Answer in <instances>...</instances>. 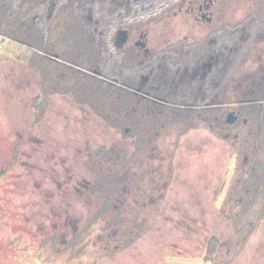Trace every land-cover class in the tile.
I'll return each instance as SVG.
<instances>
[{
  "label": "rangeland",
  "instance_id": "1",
  "mask_svg": "<svg viewBox=\"0 0 264 264\" xmlns=\"http://www.w3.org/2000/svg\"><path fill=\"white\" fill-rule=\"evenodd\" d=\"M165 1L142 12L134 4L135 10L122 20L152 22L154 28L172 21L155 31L169 51L158 50L148 66L131 62L125 67L127 56L116 55L113 44L118 15L110 18L114 25L99 32L104 0H0V264H264V84L230 97V79L220 83L216 109L209 102L181 110L175 102L183 71L177 66L178 48L184 47L185 37L190 43L180 34L179 17L165 13L175 8ZM86 4L92 8L85 11ZM113 12L114 4L107 13ZM248 15L251 30L258 28L264 5ZM18 19L22 28L14 25ZM260 27L264 33V23ZM10 29L19 32L11 36ZM28 33L25 43L21 39ZM192 41L198 44L191 47L209 53L204 40ZM237 45L229 51L233 75L243 53V43ZM159 63L167 70H152ZM35 66L46 86L41 130L36 100L24 101L15 79L20 70ZM99 70L108 75L104 80ZM240 79L241 88L247 87ZM204 81L200 73L198 86ZM32 91L38 93L34 86ZM53 97L55 112L50 110ZM154 100L166 107L150 106ZM233 111L238 119L229 123ZM69 116L74 120L64 119ZM52 117L61 121L53 125ZM111 139L126 151L122 163L114 162L117 169L109 161ZM82 146L96 150L102 163L95 167L105 174L82 173L73 165ZM56 182L70 186H62L52 198ZM54 201L53 213H71L74 225L81 224L78 235L68 225V242L61 244L59 234L61 250L50 252L39 247L36 229L39 217H51L46 210ZM58 219L64 232L67 227Z\"/></svg>",
  "mask_w": 264,
  "mask_h": 264
},
{
  "label": "flooded vegetation",
  "instance_id": "2",
  "mask_svg": "<svg viewBox=\"0 0 264 264\" xmlns=\"http://www.w3.org/2000/svg\"><path fill=\"white\" fill-rule=\"evenodd\" d=\"M108 1L109 0H104V2L102 3L105 6V11L101 16L102 23H100L101 24L100 28L102 29L99 32L100 34H103L104 33L103 31L109 28L108 26L114 25V23L110 24V18L112 16L118 15L117 16L118 17L117 19H119L118 23L113 30L114 32H112L113 44L115 46L116 55H118L119 53L120 56H127L128 59L124 64L125 67H127L128 64H130L131 62L133 66H139V65L148 66L146 62L152 61V59L154 58V54H157L158 50L160 51L162 48H164L166 51H169V49H167V47L165 46L166 44L163 41L161 40L158 41L157 38L158 32L155 31L157 29H163V30L166 29V26H170L172 21H165L162 24H159L157 26L158 28H154L152 27L153 24L152 22L150 23L147 21L136 22L135 20H133L135 21L133 22L131 20L129 21L127 19V16L124 17L125 20H122L123 14L130 16L129 14H131L135 10L134 4L135 5L137 4L136 6H139L138 4H140V8H141L140 12H142V11H146L148 7L150 6L152 7V5L156 4L161 0H111L110 4L111 5L114 4V12L112 13L114 15L107 13L108 8L111 6V5H109V7L106 6ZM165 3L169 7L175 6V8H173V11H170V13L166 11L165 13L171 14L172 17H177V18L179 17L178 26H180L179 27L180 34L183 37L187 36L190 43L189 46L188 40L185 37L183 38L185 41L183 45L185 49L188 48V50H185L184 47L182 46L178 48V51L181 54L177 66L179 67V69L182 68L183 71H181L182 77L179 78L178 80L179 83L176 85V91H175V93L179 92L181 96L180 98H177L175 102L176 105L178 104L180 106L181 110H186L188 108L190 109L193 106L202 108L204 104L209 102L211 103L210 105L211 109L213 108L216 109L218 106L217 103L218 101L217 98L215 97L217 96L220 90V83L223 86V84L226 83L227 81L229 82L230 79L231 82H229V85L226 87V90L229 93L230 97H232L234 93L239 91L240 92L243 91V93H246L248 91L251 93L253 91H257L259 88H256L255 84L258 82L260 85V89L262 88V85L264 84L263 82L264 33H261L260 32L261 29L259 28H261L260 25L264 23V21L260 23L262 19L264 20V17L258 19V23H260L258 25V28L256 27L255 29L251 30L250 19H249L250 17L248 15V12L250 13L251 9H260V8L262 9L264 5V0H166ZM161 7L165 8V4L162 3ZM90 8L92 7L89 4H86L84 10L86 11ZM153 12H158V11L153 9ZM165 20L167 19L165 18ZM228 29L230 31H234V33L231 36L226 31ZM234 29H237V31L235 32ZM122 30L128 31V38L127 41L124 43V45L121 48H119L116 45L115 37L118 31L121 32ZM240 30H242V32ZM223 33L226 35H222ZM161 34L162 32L160 33V35ZM203 34L205 35L203 36ZM229 36L230 37L233 36V37L229 38ZM194 39H197L198 41L204 40L207 44H209V53L206 54L205 51L201 50L200 48L197 49L196 47H191L192 45L198 44V42L192 41ZM24 42L27 43L28 41L25 40ZM241 43H243L242 45L243 53L238 55L240 59L238 60V62L240 63L239 70L233 75L234 69H232L231 66L235 65L234 56L233 54H230L229 51L231 48L235 49L236 45L237 44L240 45ZM2 50H4V44H0V51ZM200 50L201 53L197 54L196 52ZM122 61L123 60H121V62ZM161 66L163 70H167V67H164L162 63H159L157 65L158 69L152 68V70L158 72ZM26 71H29V73H26ZM35 71H36V66H35V70L29 68H26L25 70H20V73L18 74L16 79L18 82V87H17L18 92L20 93V95L21 93L24 94L22 99L24 101H27V103L31 101V99L32 101L34 99L36 100L35 101L36 103L34 105L37 115L36 118L38 119L37 120L38 122L36 121V123L38 124L41 130V128H43L41 120L43 119V115H44V111H42V107L44 105V93L46 86H43L42 76H36ZM98 72L99 74H104V76L101 77L102 80H104V78L108 76L103 72V70H99ZM200 73L204 76L206 81H204L203 83L200 84V86H198L196 80ZM260 74L262 75L261 77L263 79H257V76ZM240 77H242V81L243 83H246L247 87H245V85L243 84V87L241 88ZM9 79L10 76H8V81ZM251 79H252V84H251ZM32 86H34V88H36V90L38 91V93L36 94L37 96L34 95V91H32ZM152 88H156V86H152ZM116 89L117 88L114 87L111 91L114 90L116 92ZM28 93L30 94L29 96L27 95ZM184 94H186V96ZM28 97H31V99H28ZM106 97L107 96H105V99ZM118 98L120 99L121 96L119 95ZM52 100H51L52 103L50 110L55 112L54 97ZM238 100H240V98H238ZM242 100H244V103H248L247 101L249 100V97L244 98ZM71 104H72L71 102H68V105ZM149 105L166 107L165 104L157 102L156 100L151 101ZM112 106L114 108V106H116V103L112 104ZM94 107L96 108V106ZM116 110H117L116 112L120 111V107H117ZM233 112L236 113L235 111ZM118 114L121 118L120 113ZM54 117H52L53 125H55V123L57 124L58 121H61V119ZM64 119H67L68 121L74 120L70 116ZM124 130L125 133H127V130L126 129ZM54 131L55 129L53 130V133L54 136L56 137L57 132ZM30 141L40 143L42 142V139L41 138L39 139L38 137H31ZM111 141L113 140L111 139ZM108 147L111 149L112 151L111 153L113 154L110 156L109 161H111V163L115 166V169H117L116 168L117 166L114 164V162L122 163L120 159L123 157V150L125 151V149L118 140L113 141L112 143L109 142ZM77 151L80 152L81 154L80 155H77L76 153L74 154L75 157H78V161L76 160L75 163H77V166L83 169V170L81 169L82 173L85 172L103 173V170L100 169L101 166H98L97 168L95 167L98 162L99 164L102 163L101 160H96L95 158V156H97L96 150L90 152L88 151V148L85 149V147L82 146V151L81 148H79ZM101 151H103V149ZM38 154L41 155V152H38ZM53 155L52 157H54ZM79 156L81 158H79ZM27 164L29 163L27 162ZM27 164L25 163L23 164V166L29 167V165ZM73 165H75L74 162ZM37 166L38 164L35 163L34 167ZM51 166H53L54 168V165ZM24 174H25L24 177H26L28 171L27 172L25 171ZM69 177L70 178H68V180H71L73 178V175H70ZM65 182L66 181H64V183ZM39 184H41V182ZM39 184L36 185V187L37 186L39 187L40 186ZM87 184L89 185V182H87L84 185L88 186ZM68 185L70 186L69 183H67L66 185L65 184L62 185L61 183L56 182V187L55 189H53L54 192L50 194L51 197L54 198L58 196L59 194L58 189L61 188L62 186L68 187ZM74 188L75 191L79 189L77 186H74ZM65 191L68 192V189H65ZM78 193L82 194L83 191H78ZM55 201L50 203L51 204L50 212L48 209L46 210L47 214L49 215L51 214L50 215L51 217L48 216L39 217L38 221L39 220L40 221L36 229V231H38L37 234L39 237V247L43 249H49L50 252H57L58 250H61L60 247L57 246V239L59 238L58 237L59 234L62 235L61 244L68 242L67 235H65V232L68 231V225L72 227L71 232L73 233V235H78L80 233L79 227L81 224L80 223L78 225H74V222L77 219H73L71 213H67L61 216L59 215V211L54 210L55 213H53V210H51V208L53 209L56 208L57 204ZM30 212L29 214H27V217L30 216ZM58 217H61V219H63L62 221L64 223L62 224V227H67V229H64V232L62 231V229H59L58 223L60 219H58ZM31 218L29 219L30 221ZM78 221L81 222V220ZM49 223H51L50 226Z\"/></svg>",
  "mask_w": 264,
  "mask_h": 264
},
{
  "label": "water",
  "instance_id": "3",
  "mask_svg": "<svg viewBox=\"0 0 264 264\" xmlns=\"http://www.w3.org/2000/svg\"><path fill=\"white\" fill-rule=\"evenodd\" d=\"M128 38V31L127 30H122L121 32L118 31L115 39H116V45L117 47L121 48L124 43L127 41ZM238 117L235 116L234 112L229 113L227 116L226 121L229 123H235Z\"/></svg>",
  "mask_w": 264,
  "mask_h": 264
},
{
  "label": "trees",
  "instance_id": "4",
  "mask_svg": "<svg viewBox=\"0 0 264 264\" xmlns=\"http://www.w3.org/2000/svg\"><path fill=\"white\" fill-rule=\"evenodd\" d=\"M20 1H21L22 3L25 4V3H27L28 0H20ZM15 24H19V25L21 24V26H20L21 28L24 26L23 20H20V19H18L17 22L14 23V25H15ZM22 25H23V26H22ZM18 29H19V27H18ZM17 32H19V30H11V29H10V33H9V31H8V35L10 34L11 36H12V35H15V36H16ZM21 40H23V41L26 40V41L29 42V33H28V34H24V35L22 36V39H21ZM15 79H16V77H15ZM16 80H17V79H16ZM16 80H15V81H16ZM16 83L18 84V82H16ZM123 130H124V129H123ZM52 133H53V131H51V134H52ZM123 133L125 134V130L123 131ZM53 135H54V133H53ZM54 138H57V136H56V137L54 136L53 139H54ZM53 139H52V140H53ZM54 140H55V143H56V142H57L56 139H54ZM72 144H73L72 146H76L75 140H74V142H73ZM74 156H75V155H74ZM74 156H73V160L77 158V161H78V157H74ZM123 157H124V154H123ZM73 162H76V160L73 161ZM107 168H108V167L106 166V169H107ZM102 174H105V173H102ZM207 260H208V259H207Z\"/></svg>",
  "mask_w": 264,
  "mask_h": 264
}]
</instances>
